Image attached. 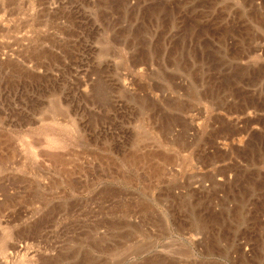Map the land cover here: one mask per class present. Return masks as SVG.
Wrapping results in <instances>:
<instances>
[{"label":"rangeland","instance_id":"rangeland-1","mask_svg":"<svg viewBox=\"0 0 264 264\" xmlns=\"http://www.w3.org/2000/svg\"><path fill=\"white\" fill-rule=\"evenodd\" d=\"M0 264H264V0H0Z\"/></svg>","mask_w":264,"mask_h":264},{"label":"bare ground","instance_id":"bare-ground-1","mask_svg":"<svg viewBox=\"0 0 264 264\" xmlns=\"http://www.w3.org/2000/svg\"><path fill=\"white\" fill-rule=\"evenodd\" d=\"M51 141V140H50ZM51 143V142H50ZM53 143V142H52ZM54 144H55V142H54ZM57 144V143H56ZM53 145V144H52Z\"/></svg>","mask_w":264,"mask_h":264}]
</instances>
